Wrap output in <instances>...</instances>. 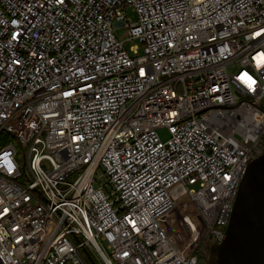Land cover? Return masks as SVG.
I'll list each match as a JSON object with an SVG mask.
<instances>
[{"label":"built area","instance_id":"built-area-1","mask_svg":"<svg viewBox=\"0 0 264 264\" xmlns=\"http://www.w3.org/2000/svg\"><path fill=\"white\" fill-rule=\"evenodd\" d=\"M263 100L264 0H0V264H201L160 218L222 241Z\"/></svg>","mask_w":264,"mask_h":264},{"label":"water","instance_id":"water-1","mask_svg":"<svg viewBox=\"0 0 264 264\" xmlns=\"http://www.w3.org/2000/svg\"><path fill=\"white\" fill-rule=\"evenodd\" d=\"M209 249L208 264H264V150L246 168L222 241L212 242ZM83 252L90 264H97Z\"/></svg>","mask_w":264,"mask_h":264},{"label":"rangeland","instance_id":"rangeland-1","mask_svg":"<svg viewBox=\"0 0 264 264\" xmlns=\"http://www.w3.org/2000/svg\"><path fill=\"white\" fill-rule=\"evenodd\" d=\"M127 19L130 23H133L135 22V15L131 11H128ZM114 34L118 40H126L125 30L123 28L115 29ZM137 44V41H126L124 42V48L128 51L130 47ZM157 135L162 141H166L169 138V134L166 129L157 130ZM8 141L16 144L13 138H9ZM25 155H27V151ZM99 175L100 172H97L96 177ZM96 181V183L99 184L105 183L104 178H100ZM171 193L175 202L177 203V207L173 209L166 217L163 216L160 218V223L163 229L166 231L169 237L173 238V242L176 247L189 249L190 253L195 254H199L202 250L207 252L209 248L207 232L203 227V221L201 217L192 206L187 193L181 187L174 188ZM92 255L98 262L96 255L93 253Z\"/></svg>","mask_w":264,"mask_h":264},{"label":"flooded vegetation","instance_id":"flooded-vegetation-1","mask_svg":"<svg viewBox=\"0 0 264 264\" xmlns=\"http://www.w3.org/2000/svg\"><path fill=\"white\" fill-rule=\"evenodd\" d=\"M210 247V245H209ZM200 262L201 264H208V260L210 257V249L208 248V251H201L199 254Z\"/></svg>","mask_w":264,"mask_h":264}]
</instances>
